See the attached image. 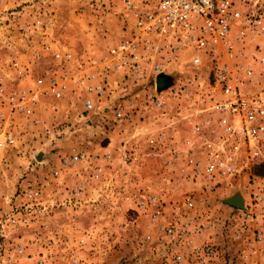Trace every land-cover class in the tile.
Returning <instances> with one entry per match:
<instances>
[{"label":"rangeland","instance_id":"374dc122","mask_svg":"<svg viewBox=\"0 0 264 264\" xmlns=\"http://www.w3.org/2000/svg\"><path fill=\"white\" fill-rule=\"evenodd\" d=\"M71 1L63 0L67 4ZM81 1L77 0L78 3ZM94 2L100 4L91 7L89 12L95 29L98 30L105 21L111 30H116L122 15L119 0ZM259 5L264 16V0H259ZM63 9L69 12V7ZM7 24L8 21L4 24L0 22V80L3 77L8 80L15 78L12 72L6 70L7 65L16 59L10 58L7 53L12 50L8 49L24 46L21 24ZM30 41L33 48L38 44L35 38ZM39 56L34 55L35 58ZM202 68L198 75L209 82L210 70ZM190 69L184 73L191 76L193 73ZM176 85H180L179 82ZM263 90L254 87L252 93ZM82 104V101L75 104L80 116L84 112ZM48 105L39 107V113L32 117L37 119L36 122L23 115H15L11 124L15 141L12 146L0 148V205L3 217H10V226L0 230V264H264V245L255 238L257 233L264 232V197L256 199L261 194L263 196L264 159L247 160L244 152H238L232 175L214 176L211 179L201 176L197 183L176 181L177 177H171L172 174L166 176L158 167L160 180L155 184L156 187L161 188L170 183L174 187H184V191L190 195L150 200L135 197L139 179H134L133 174L140 172V168L134 170V167L129 169L121 165L120 159L128 158V155L117 154L118 166L103 169L99 180H96L99 177L98 167L92 173L86 159L78 158L75 164H69L66 168V175L71 176L74 188L71 193H62L54 198L52 194L58 186L42 181L50 178L45 175H53L48 168L44 171L42 161L62 164L61 158L82 152L78 148L81 146L70 140V132L76 126L75 122H82L83 119H74L76 114L63 111V106V115L53 122L55 116L50 114ZM112 107L107 105L104 110L108 109L112 113ZM92 119L94 123L97 122L94 127L111 125L108 120H99L94 116ZM78 127L84 129L87 125L81 123ZM91 134V141L102 140L100 132L93 131ZM39 151L43 152L41 163L35 156ZM127 171H130L131 177H126ZM147 172L145 170L143 173L149 178ZM75 177L80 179L76 181L78 178ZM84 179L87 190L74 195L78 184ZM223 179L229 180L228 183H221ZM30 184H34L40 193L28 205L18 197V193ZM221 184L226 187L219 188ZM215 185L218 186L211 187ZM235 193L243 197V208H235L223 202V195L233 196ZM7 196H13L12 203L8 202ZM188 201L192 202L191 206H187ZM37 207H44L42 212H50L59 224L56 221L49 223L48 215L43 218L41 213L39 216L46 223L35 224V216L25 214L24 211L36 210ZM250 208L256 212L254 220L247 229L241 230V215ZM156 211L160 214L150 224V212ZM181 222H187L190 226L184 239L168 236L162 229L166 225ZM202 242L213 244L215 254L205 256L201 250L195 249ZM18 243L22 244L20 251ZM178 254L182 255L179 263L176 261Z\"/></svg>","mask_w":264,"mask_h":264},{"label":"crops","instance_id":"0c3cea01","mask_svg":"<svg viewBox=\"0 0 264 264\" xmlns=\"http://www.w3.org/2000/svg\"><path fill=\"white\" fill-rule=\"evenodd\" d=\"M94 1L83 0L79 4L77 0H73L67 4L63 0H0V22L4 24L8 21L7 26L20 23L23 28L21 31L23 37L21 38L24 41V46H14L8 49L12 50L7 53L11 56L10 58L21 61L19 62L22 73L18 74L15 69L7 65L6 70L12 72L15 78L8 80L3 77L1 79L4 90L8 93L12 90L19 91L21 89L25 91L26 96L36 95L34 101L28 102L24 110L13 112L12 118H15V115H23L25 118H31L35 121L37 119L32 117L37 112L39 113V107L49 104L47 109L50 114H54V122L63 115L62 108L64 106L63 111L67 110L69 114H76L74 119L78 121L83 119L82 122H75L76 126L70 132V140L81 146L78 148L83 152L87 166L91 167L92 173L93 169L98 167L99 177L96 180L100 179L103 169L118 166L116 163L117 154H125L126 157L128 155V158H121V165L129 169L134 167V170L137 167L140 168V172L137 171L133 174L134 179H139V186L135 193L137 199L154 196L156 199L166 200L188 196L190 194L184 191V187H174L170 183L161 188L156 187L155 184L160 180L159 168L160 172L165 173L166 176L172 174L171 177H177L178 180L176 179V181L179 182L197 183L201 180L200 177L197 179L192 173L190 161L199 159L204 161L205 159L204 154L208 150L207 142L212 143L211 140L214 137L211 128H213L217 116L216 111L211 109L214 102L210 100V97H220L221 93L219 90L214 91L213 89L216 87L213 86L211 80L208 83L204 77H198L194 84L187 85V78L190 75L188 74V76L184 72L191 68L189 60L195 54V51L189 48L184 49L176 61L165 65L163 71L157 76L152 73L151 60L144 61L145 75L136 81L126 73L128 71L126 68L119 69L117 72L105 68L102 57L109 56L108 48L116 45L128 37L131 31L135 30L134 22L132 15L119 0L122 15L118 20L116 30H111L105 21L96 30V26L92 22L93 17L89 14L91 7L100 5ZM64 7H69V12H65ZM34 38L38 44H35L33 48V40L30 41V39ZM255 44H259L260 47L256 49L253 46ZM253 45L245 46L246 49L238 57L241 61L250 62L254 55L263 53L264 38L256 40ZM55 50L68 53L69 59L62 61L54 58L53 52ZM35 54L41 56L35 58ZM151 55L158 59V54ZM201 58L203 61L202 69L208 68L210 70L209 59L205 55H201ZM191 69V73H193L194 69ZM63 72L65 73L66 87L58 98L49 92H44L46 85L38 86L35 82L38 77H42L48 82L50 76L56 73L55 76L60 77ZM104 75L107 77L108 86L105 87L101 95L87 90V87L100 83ZM159 75L163 76L161 81L157 79ZM178 82L181 86H185V89L180 94L171 95L170 87L179 86L176 85ZM85 87L86 89L83 90ZM249 87L251 93L254 87L264 89V85L258 84L256 86L254 83ZM157 93L163 95V107L141 109L140 105L147 100L148 95ZM78 94L81 95V98ZM254 95L258 96L264 104V90L260 93H254ZM87 98L92 101L89 109L84 106V100ZM129 99H132L138 108L134 109L128 120L117 122L108 109L104 110L107 105L109 107L113 105L123 106ZM80 101L83 102L84 109L81 116L77 105L75 106ZM93 116L98 117L99 120L100 118L108 120L111 125L105 124V122L104 124L107 125L105 127L103 125L94 127L97 122H93ZM111 118L114 121H111ZM207 120L208 125L206 124ZM81 123H85L87 128L78 127ZM93 131L100 132L102 140L91 141L90 136ZM12 133H14L13 130ZM160 133H164V137L159 138ZM41 153L43 154V152ZM42 159L43 156L39 163ZM42 163H44V171L46 168L58 171L56 176L47 174L45 176H50V178L42 180L43 182L46 181V184L52 183L54 187L58 186L52 197L61 196L62 193L65 195L67 192L71 193L74 183L71 176L66 175L67 166L60 162L48 164L46 160ZM145 170H148L146 174L149 178L145 177L143 173ZM126 177H131L130 171L126 172ZM166 180L169 182L168 179ZM81 181L84 186L81 193H84L87 190L86 180ZM228 181L223 179L221 183H228ZM145 184H149V186H145ZM216 186L218 185L211 187L215 188ZM220 187L226 186L221 184ZM43 189L45 191V188ZM226 195L222 196L224 197L223 202L230 197ZM33 213L36 215L41 213L43 218L48 215L49 223L56 221L55 216L52 215L51 217L50 212L46 214L40 212L39 209L34 210L31 214L25 212L31 216ZM56 222L59 224L58 220ZM4 223L0 230L8 227L7 225L10 226L7 221ZM42 223L46 222L42 219L37 222V224ZM36 227L41 229L39 225Z\"/></svg>","mask_w":264,"mask_h":264},{"label":"built area","instance_id":"2783aa9c","mask_svg":"<svg viewBox=\"0 0 264 264\" xmlns=\"http://www.w3.org/2000/svg\"><path fill=\"white\" fill-rule=\"evenodd\" d=\"M121 1L132 15L135 30L108 48L109 56L102 57L105 68L115 72L126 68L128 70L126 73L136 81L145 75L143 62L151 60L152 73L157 76L165 65L176 61L183 50L189 48L195 51L189 60V66L194 69L193 74L187 78V85L190 86L198 79V71L203 66L201 55H205L211 63L210 80L216 87L213 90H219L221 96L210 97L214 102L211 109L217 113L215 124L211 128L214 137L212 143L207 142L208 150L204 154V161L200 159L190 161L194 176L211 179L214 176L232 175L238 152H244L247 160L264 159V104L258 96L250 92L249 87L253 83L264 85V50L260 55H254L250 62L238 58L246 49V45H253L256 40L264 38V16L260 10L259 0ZM253 46L256 49L260 47L259 44ZM154 53L159 55L158 59L151 55ZM53 57L67 61L69 54L55 50ZM10 66L18 74L22 73L19 60H12ZM55 74L50 76L48 82L42 77L36 78L35 82L38 86L46 85L44 92L58 98L66 87V80L64 72L60 77H56ZM107 86L108 80L104 75L100 83L87 87V90L101 95ZM184 89L185 86L173 85L170 87V94H180ZM35 96V94L26 96L24 90L6 93L0 80V148L12 146L15 141L11 125L13 112L24 110L28 102L34 101ZM91 105V99L84 100L86 109ZM163 105V95L157 93L148 95L147 100L140 106L141 109H152ZM136 108L138 106L129 99L123 106L113 105L112 116L115 121L122 122L130 119ZM206 124H209L208 120ZM162 137L164 133H160L159 138ZM78 158H84L83 152L61 158V161L63 165L69 166L75 164ZM52 173L56 176L58 171L52 170ZM83 187V183L80 182L74 195L79 194ZM39 193L40 190L34 184H30L20 190L18 197L30 205L38 198ZM261 195L256 199L264 197V187L263 196ZM7 198L8 202L12 203L13 196ZM149 199L157 200L154 196ZM191 205L192 202L188 201L187 206ZM38 209L42 212L44 207ZM24 212L32 213L34 210L25 209ZM159 214V211L150 212L149 223H154ZM254 214L256 212L253 208L242 213L241 230L249 227L250 222L254 220ZM3 215V208L0 205V227L5 224L4 221L10 223V217L5 219ZM32 215L35 216V223L41 220L39 214ZM162 229L168 236L184 239L190 226L187 222H181L177 225H166ZM255 238L264 245V232L257 233ZM17 245L20 251L22 244ZM195 249L201 250L205 256L215 254V248L209 242H202ZM181 259V254L176 255L178 263ZM204 261L205 259L202 260Z\"/></svg>","mask_w":264,"mask_h":264},{"label":"water","instance_id":"95a60500","mask_svg":"<svg viewBox=\"0 0 264 264\" xmlns=\"http://www.w3.org/2000/svg\"><path fill=\"white\" fill-rule=\"evenodd\" d=\"M157 79L161 81L163 79V76L159 75ZM158 84H159V82H158ZM159 86H160V84H159ZM42 156H43V154L41 152H39L36 155V158L38 160H40L42 158ZM224 202L226 204L230 205V206L235 207V208H243L244 199H243V197L240 194L235 193L233 196H230L229 198H226L224 200Z\"/></svg>","mask_w":264,"mask_h":264}]
</instances>
